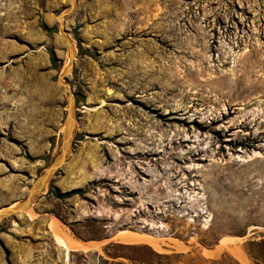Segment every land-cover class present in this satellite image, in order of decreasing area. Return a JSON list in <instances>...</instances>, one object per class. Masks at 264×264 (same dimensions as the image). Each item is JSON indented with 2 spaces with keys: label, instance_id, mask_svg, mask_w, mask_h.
<instances>
[{
  "label": "rangeland",
  "instance_id": "374dc122",
  "mask_svg": "<svg viewBox=\"0 0 264 264\" xmlns=\"http://www.w3.org/2000/svg\"><path fill=\"white\" fill-rule=\"evenodd\" d=\"M69 3L0 0V208L58 155L63 84L75 110L69 156L16 232L0 220L6 238L42 239L48 264L251 263L246 242L264 238V0ZM62 27L75 54L63 84ZM50 215L106 238L98 255L66 260ZM120 230L158 246L118 242Z\"/></svg>",
  "mask_w": 264,
  "mask_h": 264
},
{
  "label": "water",
  "instance_id": "95a60500",
  "mask_svg": "<svg viewBox=\"0 0 264 264\" xmlns=\"http://www.w3.org/2000/svg\"><path fill=\"white\" fill-rule=\"evenodd\" d=\"M75 4V0H70L69 6L67 11L71 10L72 6ZM66 11V12H67ZM64 12V13H66ZM57 15V20L59 15ZM61 25V24H60ZM63 34H65L64 28H60ZM67 43V52L69 57L68 64L63 68L62 72H60L56 82H59V78L66 76L67 74L72 73L73 69V60L75 59V54L72 51L73 46L69 40L66 41ZM67 89V93L73 97L71 92V86L69 84H63ZM67 113L65 118L63 119V130H62V139H61V149L58 155L54 158V160L44 168V170L32 180L30 184L27 194L23 199L19 201V204L16 207L8 208L3 210L0 213V220L6 218H14L16 220V215L22 212H26L29 207H31L35 201L39 198L40 193L43 192L44 187L49 183L50 179L54 176V174L60 169L61 165L65 163L67 157L70 154L71 144L73 141V133L75 130V110L74 104L72 102L71 106H67ZM69 112H71L72 117L68 119ZM7 207V206H4Z\"/></svg>",
  "mask_w": 264,
  "mask_h": 264
},
{
  "label": "crops",
  "instance_id": "0c3cea01",
  "mask_svg": "<svg viewBox=\"0 0 264 264\" xmlns=\"http://www.w3.org/2000/svg\"><path fill=\"white\" fill-rule=\"evenodd\" d=\"M76 186H72L70 188H74ZM95 206V204H93ZM54 218L51 215L47 219V229L49 233V240L50 243L54 247H56L59 251L63 252V250L55 244L54 237L52 232L49 229V222L50 220ZM56 219V218H55ZM59 222V227L62 229V231L70 236L73 240L80 242L82 245H92L91 243H96L92 248L88 249H76V250H70L68 252V256L74 252H80V253H94L98 255V250L100 248L101 242L106 240V238L101 239H86L82 237H77L73 231H71V228H73V225H64V221H61V219H57ZM64 226L67 230L64 229ZM118 232V231H117ZM116 234V233H115ZM114 234V235H115ZM115 237V236H114ZM117 240V239H116ZM42 239H36L34 243L27 242L25 240H19V241H11L6 238V234L4 232H0V243L7 249L8 251V261L5 259V253L3 249L0 246V264H48L47 259L44 258L42 252L39 254H36V246L38 244H41ZM118 241V240H117ZM119 242V241H118ZM123 243V242H121ZM96 245V246H95ZM95 247V248H94ZM18 250V253L17 251ZM64 257V252H63ZM46 262V263H45Z\"/></svg>",
  "mask_w": 264,
  "mask_h": 264
},
{
  "label": "bare ground",
  "instance_id": "6f19581e",
  "mask_svg": "<svg viewBox=\"0 0 264 264\" xmlns=\"http://www.w3.org/2000/svg\"><path fill=\"white\" fill-rule=\"evenodd\" d=\"M61 17H62V15H59V17H58L59 24H61ZM62 36H63L64 40H66V41L68 40V38L65 34L62 33ZM72 51L74 52V49ZM68 62H69V57L67 55V62L65 63L64 67L68 64ZM63 68H62V70H63ZM62 70H61V72H62ZM61 79L62 78H59L60 83H62ZM108 94H110V91H108L107 95ZM72 102L74 104V99L68 92L67 99H66V107L71 106ZM66 113H67V109H66L65 115H66ZM65 115H64V118H65ZM70 117H72L71 112H69L68 119ZM63 127H64V125H63ZM63 127H62V130H63ZM18 204H19V201L10 204L7 207H1L0 213L5 209L16 207ZM28 210H30V207L27 209V211ZM20 214H22V213L17 214L16 217L18 218L20 216ZM17 223L18 222L16 220L12 221V224H11L12 231L16 232L18 230ZM49 229L53 234L55 244H57V246H59L63 250L66 260L68 259V252L70 250L88 249V248H92L94 246V244H96V243H94V244L91 243L92 245H82L80 242L73 240L70 236H68L67 234H65L62 231V229L59 227L58 220L55 218H52L50 220ZM114 236L118 241L124 242V243H135V242L145 241V242L150 243L153 247L158 246V244L156 243L155 237H146L144 235H141V234H138L135 232H128L127 233V231H125V230H120V231L116 232V234ZM236 256L242 262V264H251L245 256H243L241 254H237Z\"/></svg>",
  "mask_w": 264,
  "mask_h": 264
},
{
  "label": "trees",
  "instance_id": "16d2710c",
  "mask_svg": "<svg viewBox=\"0 0 264 264\" xmlns=\"http://www.w3.org/2000/svg\"><path fill=\"white\" fill-rule=\"evenodd\" d=\"M49 59L52 65L55 63V58L52 50H49ZM43 160L46 159V157L42 158ZM50 193L57 199L63 200L66 198H69L73 195H81L83 192L80 188H75L66 192H58L57 190H50ZM62 221V220H61ZM5 232L2 228H0V232ZM71 231L75 234L74 230L71 228ZM77 237H79L77 234H75ZM112 243H109L111 245ZM1 248L3 249L5 253V259L8 261V251L7 249L0 243ZM108 246V245H107ZM106 246V247H107ZM105 247V248H106ZM245 253L247 257L250 259L252 264H264V238H261L259 240H252L247 241L245 244Z\"/></svg>",
  "mask_w": 264,
  "mask_h": 264
},
{
  "label": "flooded vegetation",
  "instance_id": "af4514ba",
  "mask_svg": "<svg viewBox=\"0 0 264 264\" xmlns=\"http://www.w3.org/2000/svg\"><path fill=\"white\" fill-rule=\"evenodd\" d=\"M75 2H76V0H75ZM69 6V5H68ZM50 60V59H49Z\"/></svg>",
  "mask_w": 264,
  "mask_h": 264
}]
</instances>
